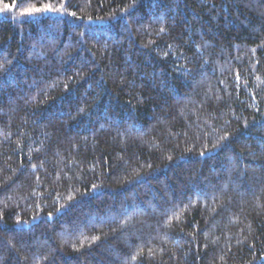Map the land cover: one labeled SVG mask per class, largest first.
I'll list each match as a JSON object with an SVG mask.
<instances>
[{
    "label": "trees",
    "instance_id": "16d2710c",
    "mask_svg": "<svg viewBox=\"0 0 264 264\" xmlns=\"http://www.w3.org/2000/svg\"><path fill=\"white\" fill-rule=\"evenodd\" d=\"M6 5L0 264H264V0Z\"/></svg>",
    "mask_w": 264,
    "mask_h": 264
},
{
    "label": "snow or ice",
    "instance_id": "6c2138e0",
    "mask_svg": "<svg viewBox=\"0 0 264 264\" xmlns=\"http://www.w3.org/2000/svg\"><path fill=\"white\" fill-rule=\"evenodd\" d=\"M11 10L12 9L6 5L4 9H0V12L11 11ZM52 11H60V9H55L49 4V5H44L42 7L28 8L26 12L22 13V15L32 16L36 13H47V12H52Z\"/></svg>",
    "mask_w": 264,
    "mask_h": 264
}]
</instances>
